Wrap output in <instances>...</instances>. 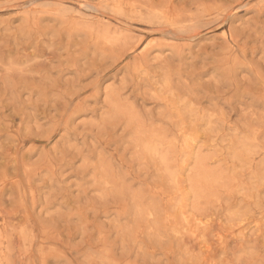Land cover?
<instances>
[{"label": "rangeland", "instance_id": "374dc122", "mask_svg": "<svg viewBox=\"0 0 264 264\" xmlns=\"http://www.w3.org/2000/svg\"><path fill=\"white\" fill-rule=\"evenodd\" d=\"M0 264H264V0H0Z\"/></svg>", "mask_w": 264, "mask_h": 264}]
</instances>
